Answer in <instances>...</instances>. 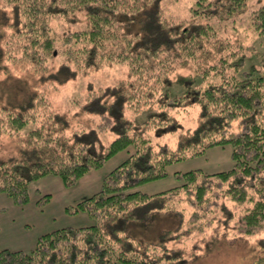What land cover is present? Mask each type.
Wrapping results in <instances>:
<instances>
[{
	"label": "trees",
	"instance_id": "trees-1",
	"mask_svg": "<svg viewBox=\"0 0 264 264\" xmlns=\"http://www.w3.org/2000/svg\"><path fill=\"white\" fill-rule=\"evenodd\" d=\"M4 1L14 20L1 39L12 57L30 65L31 70H44L47 60L58 55L66 64L61 70L69 71H65L68 75L87 72L112 59L127 61L130 69L125 80L109 88L110 102L104 105L97 98L87 105L100 119L95 127L67 124L66 118L50 109L48 100L33 89L21 104L15 102L16 97L3 96L0 139L11 136L19 147L0 154V193L21 204L27 200L29 184L43 176H58L65 186H72L116 153L129 147L133 150L103 177L97 192L73 208L88 214L93 224L45 233L30 253L0 249V264H159L161 257L148 254L163 247L164 235L171 230L161 234L159 245L152 243L141 249L144 241L126 234L115 222H144L160 212L178 214L181 224L187 213L186 220L198 230L212 222L234 235H249L264 227V45L259 51L217 36L208 23L176 22L154 12L136 20V15L157 0ZM245 1L208 0L193 16L234 20L242 13ZM77 13L85 17L86 28L65 31L59 53L54 49L49 22ZM247 14L251 28L263 35L264 4ZM133 20L138 22L136 29L134 24L130 26ZM18 49L21 54L15 56ZM246 50L260 63L243 70L246 57L242 51ZM191 61L220 79L172 95L168 73L175 65ZM69 65L75 71L71 72ZM51 77L64 80L58 73ZM177 79L186 83L189 77ZM189 103L199 107L197 125L181 133L174 147L154 144L147 131L173 123L174 111ZM127 109L144 111L145 121L128 118ZM28 123L34 126L22 132ZM102 130L115 134L108 144L100 140ZM227 146L232 161L228 169L175 171L179 184L174 187L153 194L135 189L166 177L168 165L174 162ZM218 211L222 215H215ZM179 256H170L174 264ZM252 264H264V254Z\"/></svg>",
	"mask_w": 264,
	"mask_h": 264
},
{
	"label": "rangeland",
	"instance_id": "rangeland-1",
	"mask_svg": "<svg viewBox=\"0 0 264 264\" xmlns=\"http://www.w3.org/2000/svg\"><path fill=\"white\" fill-rule=\"evenodd\" d=\"M198 2L201 4L198 5ZM208 0H157L148 5L145 12L136 15V20L144 17L147 12H154L160 17H167L176 22L196 21V23H208L214 33L222 38H228L233 42H243L244 46H254L262 51L264 45V34L258 35L249 25L248 12L264 4V0H246L241 14L235 15V19L217 20L214 17L206 18L201 15L194 17V10L200 11L202 5ZM198 15V14H197ZM239 17H242L241 20ZM14 20L12 10L4 0H0V102L1 98L9 95L16 97V103L23 102L26 94L31 89L37 95L44 96L54 112L62 114L67 124H78L81 127L90 128L99 124L100 119L87 105L98 101L104 105L110 102L107 95L109 88L116 83L125 80L129 75L130 66L127 61L112 59L103 61L100 66L89 71H77L75 74H67L62 69L64 59L58 55L62 52V35L65 31L74 29H85L86 20L81 13L74 16H58L49 22L54 38V54L56 58L46 62V68L40 71H33L30 65L12 57V51L5 48L6 44L1 39V34L10 31L9 23ZM204 21V22H203ZM134 29L138 22L131 21ZM6 49V52H5ZM245 53L243 70L249 65L260 63L255 54ZM18 49L14 51L15 56H20ZM71 72L75 71L73 66L67 67ZM203 65L194 61L183 65H175L168 73L170 78L169 90L172 95H180L190 87L197 84H206L211 80L216 82L220 75L213 72H203ZM66 71V72H65ZM58 73L64 79L62 82L55 81L51 74ZM230 73V71H225ZM188 76L186 83L178 81V77ZM46 101V100H45ZM92 107L95 106L91 105ZM128 118L137 123L145 121L144 111L135 113L133 110H126ZM199 107L197 104H190L174 111V122L171 124L152 127L147 131L151 141L158 144H167L170 147L176 145L179 135L187 130H192L198 123ZM34 126L32 123L22 130L26 132ZM103 144H108L115 134L111 130L99 132ZM18 148L17 141L4 135L0 139V154L13 152ZM132 148L122 150L109 158L100 168L95 169L82 176L74 185L65 186L58 176H43L28 186V197L24 203H17L11 197L0 193V249L11 251L20 250L30 253L35 247L39 236L53 230L64 227H82L94 223L88 214L82 211L76 212L73 208L82 199L92 195L101 188L103 177L125 157L132 152ZM5 154V153H4ZM230 146L215 147L209 149L204 155L186 158L174 162L167 167V176L154 181L140 184L135 189L148 194L158 193L179 184L173 176V172H185L192 169H202L205 172L230 168ZM231 202L228 203L232 207ZM218 211L215 213L220 214ZM222 215V213H221ZM184 224L173 212L153 213L144 222L127 221L119 219L115 226L124 229L135 239H140L141 249L150 244L159 245L163 232L172 231L164 235V245L151 254L161 257L159 264H174L170 256L181 254L176 264H250L258 255L264 254V227L259 228L249 235H234L231 232L223 231L224 228L218 222H212L208 226L202 224L200 230L191 227L186 220ZM148 220V221H147ZM182 231V232H181ZM180 233V234H179ZM175 234L176 237L171 236ZM178 234V235H177ZM149 242V243H148ZM162 242V241H161ZM168 254V255H166Z\"/></svg>",
	"mask_w": 264,
	"mask_h": 264
},
{
	"label": "crops",
	"instance_id": "crops-1",
	"mask_svg": "<svg viewBox=\"0 0 264 264\" xmlns=\"http://www.w3.org/2000/svg\"><path fill=\"white\" fill-rule=\"evenodd\" d=\"M250 264H252V261L250 262Z\"/></svg>",
	"mask_w": 264,
	"mask_h": 264
}]
</instances>
